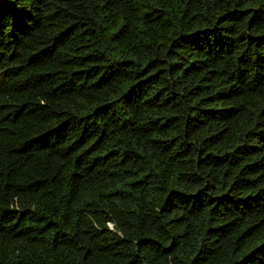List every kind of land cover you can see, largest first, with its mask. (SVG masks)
<instances>
[{"label":"trees","instance_id":"obj_1","mask_svg":"<svg viewBox=\"0 0 264 264\" xmlns=\"http://www.w3.org/2000/svg\"><path fill=\"white\" fill-rule=\"evenodd\" d=\"M0 264H264V0H0Z\"/></svg>","mask_w":264,"mask_h":264}]
</instances>
